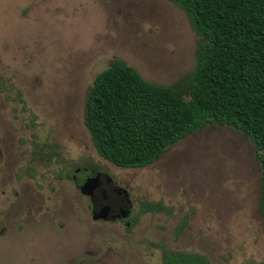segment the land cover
I'll return each mask as SVG.
<instances>
[{
	"label": "rangeland",
	"instance_id": "obj_1",
	"mask_svg": "<svg viewBox=\"0 0 264 264\" xmlns=\"http://www.w3.org/2000/svg\"><path fill=\"white\" fill-rule=\"evenodd\" d=\"M205 41L170 0H0V264H163L164 249L264 264L263 170L250 139L208 125L155 163L121 169L85 124L89 90L116 60L190 100ZM53 146L59 156L47 155ZM85 160L128 191L130 228L93 222L68 178ZM144 202L166 211L140 214Z\"/></svg>",
	"mask_w": 264,
	"mask_h": 264
},
{
	"label": "trees",
	"instance_id": "obj_2",
	"mask_svg": "<svg viewBox=\"0 0 264 264\" xmlns=\"http://www.w3.org/2000/svg\"><path fill=\"white\" fill-rule=\"evenodd\" d=\"M170 1L206 38L191 76L190 100L116 60L96 76L88 93L86 127L94 146L118 167L142 168L208 125L232 127L255 145L264 217V0ZM165 211L163 202L141 205V213ZM187 223L176 229V239ZM163 264L213 263L198 253L164 249Z\"/></svg>",
	"mask_w": 264,
	"mask_h": 264
},
{
	"label": "flooded vegetation",
	"instance_id": "obj_3",
	"mask_svg": "<svg viewBox=\"0 0 264 264\" xmlns=\"http://www.w3.org/2000/svg\"><path fill=\"white\" fill-rule=\"evenodd\" d=\"M53 151H56V153L53 154L52 153ZM43 154H44L43 151H40L39 155L42 156ZM47 155L54 157V156H59L60 153L57 147L53 146L51 147V150L49 151V153H47ZM34 157H36L35 153H34ZM85 161L86 162L84 164H82L75 170V173L73 175L68 174V178H70L74 183H76V186L79 188L80 193L83 196L89 198L93 222H98V221L99 222H114V223L126 222L127 228H130V226L135 222V218L131 216L132 202L130 200L128 191L125 188L121 187L119 183L117 182V180L111 176V173L108 167L106 168V166L99 164V163L95 164L91 162L90 160H85ZM106 161L109 162L110 164H113L108 160ZM118 168H121V167H118ZM121 169H141V168H121ZM97 176L99 177L96 180V183L93 185L91 193L83 194L81 188L87 185L91 179H94ZM148 203H157V202H148ZM141 205L142 203L140 204V214H146V213H141ZM105 208L109 209L107 218L106 219H96V218H99L101 214L102 215L104 214L103 210ZM168 212L170 213V211ZM148 213H152V212H148ZM157 213H160V212H157Z\"/></svg>",
	"mask_w": 264,
	"mask_h": 264
},
{
	"label": "water",
	"instance_id": "obj_4",
	"mask_svg": "<svg viewBox=\"0 0 264 264\" xmlns=\"http://www.w3.org/2000/svg\"><path fill=\"white\" fill-rule=\"evenodd\" d=\"M98 177L99 176L95 177L94 179H91L87 185H85L81 188L83 194H90L91 193L93 185L96 183V180L98 179ZM103 211H104V214L103 215L101 214L99 216V218H96V219H106L107 218V214L109 212V209L105 208Z\"/></svg>",
	"mask_w": 264,
	"mask_h": 264
}]
</instances>
